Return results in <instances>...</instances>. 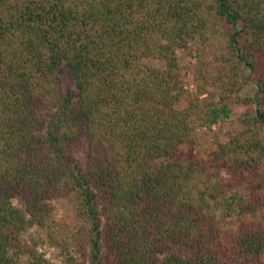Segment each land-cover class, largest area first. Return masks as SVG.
Instances as JSON below:
<instances>
[{"label": "trees", "instance_id": "obj_1", "mask_svg": "<svg viewBox=\"0 0 264 264\" xmlns=\"http://www.w3.org/2000/svg\"><path fill=\"white\" fill-rule=\"evenodd\" d=\"M234 104L201 158L197 126ZM43 245L65 264H264V0H0V264H54Z\"/></svg>", "mask_w": 264, "mask_h": 264}, {"label": "rangeland", "instance_id": "obj_2", "mask_svg": "<svg viewBox=\"0 0 264 264\" xmlns=\"http://www.w3.org/2000/svg\"><path fill=\"white\" fill-rule=\"evenodd\" d=\"M179 57L182 63L190 62L192 66L197 65L196 59L191 56L185 55L181 50L179 51ZM182 79L184 81L185 87L190 91L194 92L196 90L198 81L193 79L192 70L184 71L182 74ZM253 94V86L248 82L244 85V88L238 93V95H252ZM185 103H181L178 107H184ZM234 114L230 118V120L226 121L224 125L215 124L211 129H207L204 125H198L196 132H198L197 143L195 145V151L201 158H207L208 154L211 150L216 148L217 141H222L226 138V132L237 129L239 125L236 123L237 116L244 112L246 107L244 105L234 104L232 105ZM232 121V124H230ZM215 134L218 135V139L216 140ZM77 157L80 160L83 158L81 153H78ZM15 203L19 204L17 200H14ZM51 204L55 209V217L59 221H63L68 223L73 229L76 228L80 221L77 218L75 211L71 207L69 201L65 197H59L51 200ZM40 235L36 228H31L28 231L23 233V238L28 239L31 237H36ZM40 250L43 251L47 258L52 261L54 264H65L64 257L61 254V251L54 246L43 245L40 247Z\"/></svg>", "mask_w": 264, "mask_h": 264}]
</instances>
